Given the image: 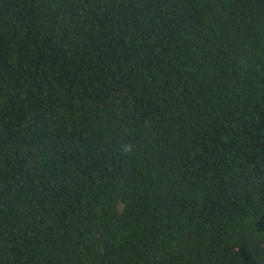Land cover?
<instances>
[{"label": "trees", "instance_id": "obj_1", "mask_svg": "<svg viewBox=\"0 0 264 264\" xmlns=\"http://www.w3.org/2000/svg\"><path fill=\"white\" fill-rule=\"evenodd\" d=\"M0 264H264V0H0Z\"/></svg>", "mask_w": 264, "mask_h": 264}]
</instances>
